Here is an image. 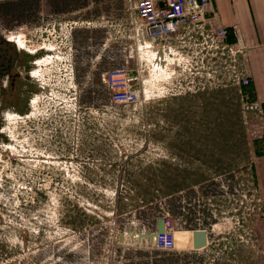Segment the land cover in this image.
<instances>
[{
    "label": "rangeland",
    "instance_id": "374dc122",
    "mask_svg": "<svg viewBox=\"0 0 264 264\" xmlns=\"http://www.w3.org/2000/svg\"><path fill=\"white\" fill-rule=\"evenodd\" d=\"M8 1L16 6L7 12L0 7V30L19 39L38 64L32 111L13 114L8 141L0 135V264H87L93 231L108 229L103 224L114 222L122 209L178 192L184 194L167 205L183 225L179 244L187 237L193 247L192 232L181 229L193 230L200 218H209L214 199L192 187L211 179L208 164L215 157L231 192L239 187L238 199L247 194L258 202L246 168L253 155L264 153V129L257 127L264 115L247 108L253 102L237 82L234 43L218 44L199 32L180 35L173 54L159 62L146 40L136 54V76L153 98L112 107L104 76L122 65L106 61L102 76L89 71L91 104L80 95L89 51L81 36L74 42L62 32L65 18L42 19V0Z\"/></svg>",
    "mask_w": 264,
    "mask_h": 264
},
{
    "label": "crops",
    "instance_id": "0c3cea01",
    "mask_svg": "<svg viewBox=\"0 0 264 264\" xmlns=\"http://www.w3.org/2000/svg\"><path fill=\"white\" fill-rule=\"evenodd\" d=\"M2 1L5 0H0ZM69 2H72L71 7L65 8L64 0H42V19L65 18V21L59 22L62 32L69 35L74 42L79 41L81 36L85 44L88 42L89 46L91 45L89 62L92 74L96 71L103 72L104 63L107 61L119 63L122 65L121 68L130 69L134 75H137L138 56L130 57L128 51L132 46L142 48V42L136 40L134 23L136 11L131 1L71 0ZM189 2L192 3L193 0ZM55 6H61V9L54 10ZM213 23L225 26L239 25L238 30L231 33L228 39L239 50L240 75L247 76L250 81L248 85H244L247 90L243 97L264 107V0H213L208 8L205 30L211 28ZM180 31V35L188 34L187 30ZM193 32L202 34L201 29ZM101 36L103 38L99 41ZM160 54L162 56L173 54L172 48L165 53L160 51ZM82 64H86V61H82ZM240 75L236 73L237 82ZM139 84L138 88L142 92L143 85L141 82ZM257 121L259 122L257 127L262 125L264 129V121L261 119ZM213 173L210 180L201 181L197 186L192 187L193 190L197 188L200 197L203 193L205 196L202 197L211 196L214 199L211 204L213 207L209 209V218L206 220L200 218L199 224L193 225L194 229L199 227L208 230L207 247L195 250L189 245L191 239L187 237L183 238L185 242L183 245L177 241V248L173 251L159 250L150 240H139L138 235L132 240L129 233H126L124 241L122 240L121 232L131 224L135 225L138 232L153 231L160 216L166 212L172 214L167 204L173 201V198H180V195L184 194L178 192L155 203L122 209L114 217V222L103 224L104 227L107 225L108 229L99 228L93 231L88 238V247L85 251L87 264H186V260L190 264H264V153L253 155L246 168L248 188L252 197L258 199V202L253 201L252 204L260 206L263 213L261 216L259 213L257 215L250 213L248 210L250 204L242 199L244 203L238 206L240 208L236 213L239 219L237 226L233 225L232 216L235 213L233 197L234 193H239V187H235L238 191L231 192L228 185H225L227 181L223 180V174L217 175V171ZM200 202L203 204V198L199 200ZM147 209H153L155 213L151 212L149 216L144 217L143 212ZM226 214L230 217H225ZM213 215L214 220L211 219ZM121 225L125 226L119 231L117 228ZM177 225L183 226L179 223ZM191 229L181 230L192 232ZM191 235L193 243V234ZM102 238L104 246L98 251L96 247L100 245ZM60 258L63 256L61 255Z\"/></svg>",
    "mask_w": 264,
    "mask_h": 264
},
{
    "label": "built area",
    "instance_id": "2783aa9c",
    "mask_svg": "<svg viewBox=\"0 0 264 264\" xmlns=\"http://www.w3.org/2000/svg\"><path fill=\"white\" fill-rule=\"evenodd\" d=\"M130 1L133 9L136 11L134 18L136 40L142 43H146V40L150 41L152 47L155 49V59L159 62L162 57L160 51L165 53L167 50H171L174 41L180 36L181 29L187 30L188 34L201 29L203 35H206L211 41L221 44L227 41L230 34L236 32L239 28L238 24L225 26L213 23L211 28L205 30L204 24L208 17V8L213 0H193L192 3L189 0ZM141 50L142 48L139 46L137 48L131 47L129 56L135 57ZM104 78L110 90V103L115 108L133 105L153 98L148 94L146 89H143V92L139 90L137 84L138 80L141 81V79L134 75L130 69H111L106 72ZM238 80V83L243 86L248 85L250 82L249 78L243 74L239 76ZM247 108L264 115V108L260 103L253 102L247 104ZM247 198V194H243V199L251 206L248 207V210H250V213L257 215L260 207L252 204L253 199ZM243 203L242 199L240 200L234 195L233 208L235 213L232 216L234 226L239 225L236 213L240 208L238 206H242ZM163 218L165 230L163 233H157L153 244L159 250L173 251L177 248L179 226L171 213H164Z\"/></svg>",
    "mask_w": 264,
    "mask_h": 264
},
{
    "label": "flooded vegetation",
    "instance_id": "af4514ba",
    "mask_svg": "<svg viewBox=\"0 0 264 264\" xmlns=\"http://www.w3.org/2000/svg\"><path fill=\"white\" fill-rule=\"evenodd\" d=\"M86 45L89 51L85 58L84 71L86 72L84 73L86 74L84 78H81L83 89H81L80 95H86L87 103L92 104L93 78L89 77L91 47L88 42ZM37 64V60L23 50L19 39L11 38L4 29L0 30V135L6 141L10 136L7 130L13 114L21 117L29 114L33 109L32 103L35 101L34 97L37 96V88L32 85V76ZM79 79L80 77L77 78L78 82ZM2 134L8 137L5 138ZM235 190L238 191L236 188ZM234 195L236 197L238 194L234 193Z\"/></svg>",
    "mask_w": 264,
    "mask_h": 264
},
{
    "label": "water",
    "instance_id": "95a60500",
    "mask_svg": "<svg viewBox=\"0 0 264 264\" xmlns=\"http://www.w3.org/2000/svg\"><path fill=\"white\" fill-rule=\"evenodd\" d=\"M136 227L134 224L129 225L126 227V230L121 232L122 240L124 241L126 233H129L131 236V239L134 240L135 237L138 235V239H148L151 242H153L154 238L157 236V233H163L165 230V223L163 215L159 217L157 225L153 231H144V232H138L136 231ZM193 234V248L195 250L204 249L208 245V238H209V232L205 228H195L192 230Z\"/></svg>",
    "mask_w": 264,
    "mask_h": 264
},
{
    "label": "trees",
    "instance_id": "16d2710c",
    "mask_svg": "<svg viewBox=\"0 0 264 264\" xmlns=\"http://www.w3.org/2000/svg\"><path fill=\"white\" fill-rule=\"evenodd\" d=\"M32 1H30V2L29 1H26V2L25 1H20V2H22L23 4L30 5L32 3ZM2 2H0V7H1L2 11H6L7 12L8 10H10L11 7L14 8L16 6V4H13V2H11V1H8V2H5V3H4V1H2ZM100 75L102 76V72H100ZM109 92H110V90H109ZM221 158L222 157H218V163H219V161H221ZM216 159H217V157H215V159H214L215 160L214 161V164H208V168L211 169V170H213V171H217V168H218L217 167V163H216ZM217 172H218V174L221 173L219 171H217Z\"/></svg>",
    "mask_w": 264,
    "mask_h": 264
},
{
    "label": "bare ground",
    "instance_id": "6f19581e",
    "mask_svg": "<svg viewBox=\"0 0 264 264\" xmlns=\"http://www.w3.org/2000/svg\"><path fill=\"white\" fill-rule=\"evenodd\" d=\"M155 54V53H154ZM170 56L169 55H166V59H168ZM162 60V59H161ZM177 241L178 243L180 242V239H178V232H177Z\"/></svg>",
    "mask_w": 264,
    "mask_h": 264
}]
</instances>
